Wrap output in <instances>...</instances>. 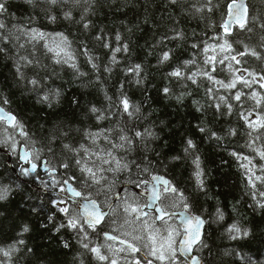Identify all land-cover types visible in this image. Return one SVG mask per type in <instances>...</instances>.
I'll list each match as a JSON object with an SVG mask.
<instances>
[{
    "label": "snow or ice",
    "instance_id": "1",
    "mask_svg": "<svg viewBox=\"0 0 264 264\" xmlns=\"http://www.w3.org/2000/svg\"><path fill=\"white\" fill-rule=\"evenodd\" d=\"M25 3L36 7L38 0H25ZM39 3L49 6L41 8L49 23H55L58 19L52 14L56 6H83L79 20L75 22L81 24L85 32L92 30L93 24L87 19L93 7L91 0H39ZM169 3L174 6L178 0H169ZM194 7L195 12L201 15L205 8L208 12L213 11L212 0ZM6 15H11L9 0H0V54L12 62L16 78L25 81L26 85H31V91L37 92V103L52 108L54 101L59 102L61 92L59 88L48 87L47 82L53 76L59 78L57 66L61 70L67 66L78 77L87 76L88 73L81 71L77 53L64 33H47L28 24L14 23L9 27L3 19ZM248 15L244 0H231L227 19H222L215 26L208 39L192 43L190 47L195 51L191 59L184 60L183 67L179 64L172 67L166 75L170 79L190 82L197 87L201 79L207 80L210 86L206 88V93L213 98L216 112L220 115H232L234 105L231 101L236 102L240 108L239 119L248 130L245 147L253 155L236 151L229 154L246 162L241 163L240 167L244 169V178L251 190L248 194L255 206L264 210V190H261L264 188V163H261L264 162V92L254 88L258 84L259 89H264V68L257 71L244 67L248 57L264 63V35L255 46L240 38L253 31L248 26ZM63 19L73 22L75 17L71 7L63 11ZM261 28L264 29V24ZM173 32L167 40L184 39L182 31L173 29ZM93 39L99 47L111 53L110 64L119 62L118 53L129 51L126 43L121 45L119 33L115 35V47L111 36H106L103 30ZM159 43L164 45L165 39L162 38ZM21 50L27 54H22ZM80 55L94 72H99L96 62L99 58L93 55L88 44L83 41L80 43ZM172 59V49L163 50L158 55L157 63L168 65ZM190 65H195V71L186 70ZM217 65L222 67L218 68ZM22 68H30L34 74L26 77ZM225 69L228 78H218V73ZM104 71L111 73L112 68L105 66ZM123 71L126 75L131 73L136 84L143 83L140 64H134ZM99 79L97 77V81ZM212 85L217 87L213 89ZM182 87H187V83ZM245 88L248 89L247 93L243 91ZM122 89L123 84L115 102L105 93V99L109 101L107 109L96 106L89 109L97 125H102L105 120H115L114 126H100L96 130L89 127L76 129L81 140L75 143L70 138L71 129L66 131L59 128V135H56L57 129H52L46 137L36 138L23 121L3 107L10 102L8 97L0 96V129L4 132L0 134V155L5 165L9 160L12 161L11 171L17 178L23 177L37 188L53 193L46 203L63 216L56 231L66 229L74 232L80 247L91 253L100 264H205L199 253L206 248L211 250L206 239L208 221L196 209L186 190L166 175L168 165H163L165 172H162L157 165L163 162L157 161L154 164L148 157L150 142L158 138L157 134L151 127L141 128L136 123L141 120V109L132 104ZM162 92L167 96L171 89L165 86ZM223 92L229 95L225 96ZM185 95L188 93H181L176 97L177 101L181 102ZM246 101H252V104L245 107ZM193 103L198 102L194 100ZM201 110L202 107H197V111ZM143 120H147V117H143ZM199 131L206 133L208 130L201 127ZM226 134L236 136L237 130L230 128ZM211 137L222 139L215 132L211 133ZM195 148L193 140H187L185 155H190L189 150ZM179 159V155L172 158ZM193 164L196 188L203 191L204 173L199 157L193 160ZM13 183H0V201L10 198ZM15 186L20 187L19 184ZM44 203L42 199L41 204ZM32 210L36 211L35 205ZM224 219L223 211L217 207L213 222ZM48 220L52 222L54 217L48 216ZM29 231L27 224H24L12 237V243L0 245V257H3L0 264H15L14 254L27 248L24 234ZM226 232L231 240L244 239L250 235L248 229L236 223L229 225ZM93 236L97 239L103 237L104 243L94 246ZM69 246L67 242L64 244L66 248ZM103 249H107V253ZM236 255L241 264H257L250 257L245 258L239 253Z\"/></svg>",
    "mask_w": 264,
    "mask_h": 264
},
{
    "label": "trees",
    "instance_id": "2",
    "mask_svg": "<svg viewBox=\"0 0 264 264\" xmlns=\"http://www.w3.org/2000/svg\"><path fill=\"white\" fill-rule=\"evenodd\" d=\"M206 2L207 0H178L173 6L169 0H91L93 7L87 19L92 22L93 27L90 32H85L81 24L75 22L79 20L83 6L58 5L52 9V14L58 19L55 23H49L45 12L41 11L42 7L47 8L48 5L40 4L38 0L37 6L33 7L25 3V0H9L11 15L3 17L9 27L14 23L28 24L47 33H64L77 53L81 71L87 72L88 75L78 77L67 66L63 70L57 66L59 78L53 76L47 86L59 88L61 96L58 103L54 101L53 107L48 108L45 104L37 103V92L31 91V85H26L25 81L16 78L12 62L0 54V96L8 97L10 102L3 107L23 121L36 138L46 137L52 129H57L56 135H59V128L66 131L71 129L70 138L75 143L81 140V135L76 129L89 127L96 130L100 126H114L115 120H105L102 125H97L89 109L92 106L107 109L109 101L105 99V93L115 102L123 84V93L129 97L132 104L141 109V120L136 123L141 128L151 127L157 134L158 138L150 142L148 157L154 164L157 161L163 162L157 165L162 172H165L163 165H168L166 175L186 190L196 209L208 221L206 239L211 250L206 248L199 253L205 264L209 261L211 264H241L237 253L260 264L264 262V210L257 208L248 194L251 190L247 187L244 169L240 167L241 163L246 162L229 154L236 151L253 155L245 147L248 130L239 119L240 108L232 100L233 114L220 115L216 112L213 98L206 93V88L210 86L207 80L201 79L200 86L197 87L190 82L170 79L166 75L178 64L183 67V61L191 59L195 51L191 49V44L208 39L215 26L219 25L222 19H226L231 0H212V12L205 8L203 15L196 13L194 5L201 6ZM70 7L75 17L71 23L63 19V11ZM246 7L249 13L248 26L253 31L240 38L255 46L264 35V29L261 28L264 24V0H246ZM173 29L182 31L184 39L167 40L168 36L174 34ZM101 30L106 36H111L113 47L116 46L117 33L121 36V45L126 43L129 47L127 53L117 54L119 62L116 64L109 63L111 53L99 47L98 42L93 39ZM249 37L251 40H248ZM162 38L165 39L164 45L159 43ZM81 41L87 43L93 55L99 58L96 61L99 72H94L91 65L80 55ZM167 49H172L171 63L158 65L159 53ZM257 50L261 51L259 48ZM21 52L27 54L25 50ZM247 59L248 63L244 67L257 71L264 68V63L254 57ZM200 63L202 64V57ZM134 64L142 66L143 83L139 85L135 83V77L131 73L126 75L123 71ZM105 66L111 67L112 72H105ZM186 70L195 71V65H190ZM22 71L26 77L34 74L30 68H22ZM228 75L225 69L218 73V78L227 79ZM97 77L100 78L99 81ZM185 83L187 87H182ZM165 86L171 89L167 96L162 92ZM212 87L215 89L217 86ZM254 88L264 92V89H259L258 84L254 85ZM243 91L247 93L248 89ZM181 93L188 95L178 102L176 97ZM222 94L229 95L227 92ZM194 100L198 103L194 104ZM251 104L252 101H246L245 107ZM197 107H202V110L197 111ZM112 110L115 111L114 108ZM224 111L226 112V109ZM145 116L147 120H143ZM201 127L208 131L201 133ZM230 128L237 130L236 136L226 134ZM212 132L222 139L211 137ZM0 134H4L3 129H0ZM189 139L193 140L196 148L189 150L190 155H185L184 148ZM56 148L59 152V141ZM177 155L180 159L172 160ZM196 157H199L204 173L203 191L196 188L193 164ZM10 162V166L5 165L0 155V183L14 181L10 198L0 201V245L12 243V237L24 224L30 229L24 234L27 248L14 254L15 264H100L91 253L80 247L74 232L66 229L56 231L63 216L46 203L53 193L37 188L30 181L26 182L23 177L17 178L11 171L12 161ZM16 184L20 187L17 188ZM42 199L45 201L43 205ZM34 205L36 211L32 210ZM217 207L223 211L225 219L213 222ZM48 216H53L54 220L50 222ZM233 223L248 229L250 235L244 239L231 240L226 228ZM92 239L94 246L104 243L103 237L97 239L93 236ZM66 242L70 245L67 248L64 247ZM27 249L32 251L28 252ZM102 251L105 252V249Z\"/></svg>",
    "mask_w": 264,
    "mask_h": 264
},
{
    "label": "bare ground",
    "instance_id": "3",
    "mask_svg": "<svg viewBox=\"0 0 264 264\" xmlns=\"http://www.w3.org/2000/svg\"><path fill=\"white\" fill-rule=\"evenodd\" d=\"M226 18H227V16H226ZM10 161H11V160H9V161H8V163H7V164H8V166H10V163H11Z\"/></svg>",
    "mask_w": 264,
    "mask_h": 264
},
{
    "label": "water",
    "instance_id": "4",
    "mask_svg": "<svg viewBox=\"0 0 264 264\" xmlns=\"http://www.w3.org/2000/svg\"><path fill=\"white\" fill-rule=\"evenodd\" d=\"M244 3H245V5H246V0H244ZM227 19V18H226ZM178 219V218H177Z\"/></svg>",
    "mask_w": 264,
    "mask_h": 264
},
{
    "label": "rangeland",
    "instance_id": "5",
    "mask_svg": "<svg viewBox=\"0 0 264 264\" xmlns=\"http://www.w3.org/2000/svg\"><path fill=\"white\" fill-rule=\"evenodd\" d=\"M109 243H111V242H109ZM105 252L107 253V249H105Z\"/></svg>",
    "mask_w": 264,
    "mask_h": 264
}]
</instances>
